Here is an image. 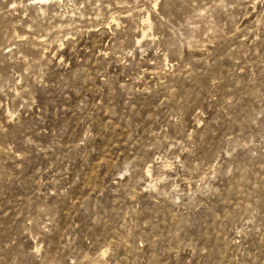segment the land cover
Segmentation results:
<instances>
[{
	"label": "rangeland",
	"instance_id": "obj_1",
	"mask_svg": "<svg viewBox=\"0 0 264 264\" xmlns=\"http://www.w3.org/2000/svg\"><path fill=\"white\" fill-rule=\"evenodd\" d=\"M0 264H264V0H0Z\"/></svg>",
	"mask_w": 264,
	"mask_h": 264
}]
</instances>
